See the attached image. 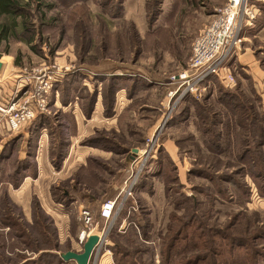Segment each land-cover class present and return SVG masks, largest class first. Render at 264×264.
<instances>
[{"label": "rangeland", "instance_id": "rangeland-1", "mask_svg": "<svg viewBox=\"0 0 264 264\" xmlns=\"http://www.w3.org/2000/svg\"><path fill=\"white\" fill-rule=\"evenodd\" d=\"M42 1L25 9V34L0 42V107L15 101L17 89L25 101L23 92L34 91L43 73L58 75L35 122L14 133L0 112V156L11 148L0 162V264H34L38 256L55 264L56 255L81 253L80 211L108 228L98 217L101 205L120 199L136 175L137 189L107 235L128 252L124 264H163L168 228L179 221L180 244L196 234L205 256L219 249L215 264H245L239 249L233 262L228 258L224 237L249 244L264 230V0L228 67L200 87L201 95L181 100L169 97L177 87L171 83L225 0ZM133 149L149 151L142 169L132 163ZM17 161L30 168L8 181ZM10 186L23 187L25 196L17 199ZM51 202L65 217L49 214ZM191 219L194 231L186 228ZM111 253L118 264L120 255ZM196 255L187 250L174 260Z\"/></svg>", "mask_w": 264, "mask_h": 264}, {"label": "built area", "instance_id": "built-area-1", "mask_svg": "<svg viewBox=\"0 0 264 264\" xmlns=\"http://www.w3.org/2000/svg\"><path fill=\"white\" fill-rule=\"evenodd\" d=\"M259 0H225L224 5L215 12L212 21L205 26L199 35L195 38L192 45V53L189 59L188 68L182 72L177 79H173L171 85L177 86L174 91L169 90V97L172 98L178 93L176 100H181L186 95H201L200 87L203 86L211 77H217L219 72L226 69L227 63L232 55L236 53L241 44V32L244 26H251L258 16L257 3ZM59 75L65 74L64 71L57 70ZM193 71L192 73H190ZM39 78V86L34 91L29 93L23 92L25 101H21L18 97L20 90H16L13 95V102H10L6 108L0 107V112L6 116V125L8 130L18 132L24 128L26 124H30L35 119L37 114L44 112L45 100L48 96L55 78L58 76L55 71H48ZM66 75V74H65ZM60 77V76H59ZM232 78L225 79L224 84L227 87L232 85ZM22 98V99H23ZM20 102V104H19ZM147 147L152 146V141L149 140ZM150 149V148H149ZM148 149L139 154L132 155V163L140 162L139 169H142L148 158ZM142 158V160H140ZM139 178L134 176L133 180H126L121 190L122 197H116L113 200L105 201L98 213L99 219H103L107 223L108 228L99 229L93 225L92 214L88 209H82L78 217L82 224L78 235V242L84 243L86 239L96 231L95 234L99 238V242L94 250L100 251L107 243V235L113 222L121 212L127 200L132 198L134 188L137 185ZM119 201V202H118ZM136 207H131L130 210L135 211ZM130 213V211H129ZM107 228V229H106ZM93 252V254H94ZM92 254V256H93Z\"/></svg>", "mask_w": 264, "mask_h": 264}, {"label": "trees", "instance_id": "trees-1", "mask_svg": "<svg viewBox=\"0 0 264 264\" xmlns=\"http://www.w3.org/2000/svg\"><path fill=\"white\" fill-rule=\"evenodd\" d=\"M30 2H32L33 4H36V7H40L43 3L42 0H0V42L2 40H4L7 36H12V35H17V33L22 31V35L25 34L28 30V25L30 26V23H28V14L25 13V9L30 7L28 4H30ZM20 19V21H17V19ZM25 42L27 44H29V40L26 39L25 37ZM119 80V79H118ZM117 80V81H118ZM62 81V80H61ZM60 81V82H61ZM38 116L35 117L34 120H32L30 123L35 122L36 118ZM249 123H253L250 122ZM13 140L9 143L12 144ZM11 149V148H10ZM10 149L7 151V154H2L0 156V162L3 161L2 159L6 158V160L9 159V153ZM24 167L26 169H29L30 166L26 165V164H20V162L17 161L16 163V171H15V175L13 179H8V181H18L17 177L18 174L17 172H20V168ZM140 181V180H139ZM17 182H14L13 186H16ZM8 184V183H6ZM137 185L134 188V191H136ZM127 202V201H126ZM129 203V202H127ZM126 204V203H125ZM128 208V207H127ZM125 209L124 207L122 208V210ZM195 219H191L190 221V226L186 227L187 229H192L194 231L193 228H191V224L194 223ZM200 225V224H199ZM182 226V224L179 221V227H173L170 226L168 228L169 230V235L168 238L166 239V243H165V249L161 250V254H162V261L164 262L163 264H180L179 261H175L174 257L178 256L179 259V253L182 252L183 254H185L187 252V250H192L198 252L199 251V255H196L194 257V261H189V259L185 260L182 264H215L216 262L219 261L220 254H219V249L218 248H209V254L205 256V251L203 246H201L200 244H197L196 242H200V238L198 237V235L195 234L194 232V240L185 245L183 243L180 244L179 241V237L181 236V232H179L180 227ZM196 226V225H195ZM197 227V226H196ZM179 228V230H178ZM203 227H199L197 228L196 231H200L202 230ZM206 233L209 231L206 229L205 231ZM214 232V231H212ZM217 233V232H216ZM10 235V238H14V235ZM228 238V239H227ZM8 235L6 240L8 241ZM224 239H227L229 241V245L231 246V248L229 249L228 254H230V256L228 258L231 259V261L233 262V260L235 259V257L231 256L234 255L235 253L238 254L237 249H239L240 251H242V257L245 258V260H247V262L245 264H261V262L264 260V244H262L263 240H264V230H261V232L259 234H257L256 236L252 237L249 240V244H247V239L245 238H238V237H224ZM260 241V243H258ZM7 244V242H6ZM216 244V243H215ZM2 247V245H1ZM117 245H112L111 246V250L114 253V257L116 258V252H118V254L120 255V257H118L117 259V263L118 264H124L123 262V258L128 255V252L124 251L123 249L119 250L117 249ZM3 248V247H2ZM192 248V249H191ZM206 250V249H205ZM227 253V252H226ZM241 253V252H240ZM213 256V257H212ZM205 257H209V258H205ZM236 257H241V256H236ZM54 259L55 264H65L66 262H64L60 256L56 255L55 257H52ZM209 260V262L207 261ZM44 261L43 257H39L34 261V264H41V262ZM53 262V263H54ZM223 262V260H222ZM229 261H227L228 263ZM234 264H240L237 263V261H234ZM129 264H139L137 261L136 262H132Z\"/></svg>", "mask_w": 264, "mask_h": 264}, {"label": "crops", "instance_id": "crops-1", "mask_svg": "<svg viewBox=\"0 0 264 264\" xmlns=\"http://www.w3.org/2000/svg\"><path fill=\"white\" fill-rule=\"evenodd\" d=\"M3 68V66L1 67ZM1 71V70H0ZM11 92L8 91V96L3 94L5 96V100L7 99L6 97H9V94ZM2 95V96H3ZM4 101H0V103H2ZM8 128V127H7ZM1 130V128H0ZM9 131V130H8ZM16 133V132H14ZM0 135H2V131H0ZM40 172V170H39ZM39 176H40V173H39ZM38 176V177H39ZM37 177V178H38ZM29 178H27L25 181H27ZM36 181V180H35ZM24 186V185H23ZM11 187V186H10ZM10 194L14 195L17 199H22L24 196H25V191L22 188L18 189V190H12V187L11 189L9 190ZM48 210H49V214L57 217H65V215H59L58 214V207L56 204H54L53 202H51L49 205H48ZM99 213V212H98ZM68 218V216H66ZM101 230V229H100ZM95 234H98V233H95ZM111 244L110 242L108 241V237H107V243H106V246L104 248H101L100 251H98L96 249V251L94 252L93 256L91 257L90 259V262L89 264H115L114 261H113V256H112V253H111ZM65 264H75L73 261H70V262H66Z\"/></svg>", "mask_w": 264, "mask_h": 264}, {"label": "water", "instance_id": "water-1", "mask_svg": "<svg viewBox=\"0 0 264 264\" xmlns=\"http://www.w3.org/2000/svg\"><path fill=\"white\" fill-rule=\"evenodd\" d=\"M1 67H2V64L0 63V70H1ZM165 124L166 122H163L161 124L158 132L162 130ZM137 152H138L137 149H133L131 154L135 155L137 154ZM99 220L101 223L104 222L103 219H99ZM99 229H100V226H99ZM98 242H99V238L97 235H90L86 239V241L83 243L81 253L66 252V253L60 254L59 256L64 262L73 261L75 264H89L92 254Z\"/></svg>", "mask_w": 264, "mask_h": 264}]
</instances>
